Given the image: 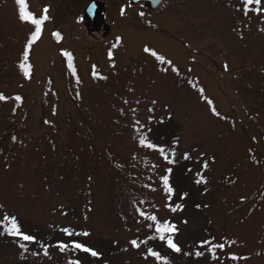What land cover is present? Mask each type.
Masks as SVG:
<instances>
[{"label": "rangeland", "instance_id": "1", "mask_svg": "<svg viewBox=\"0 0 264 264\" xmlns=\"http://www.w3.org/2000/svg\"><path fill=\"white\" fill-rule=\"evenodd\" d=\"M89 1L26 0L37 18L45 7L50 17L29 52L28 79L19 64L34 26L18 20L15 0H0V93L10 97L0 101V220L14 215L22 231L44 244L78 240L100 257L55 247L45 257L28 244L20 259L15 238L4 235L0 264H156L144 259L148 247L170 264H264V108L252 110L253 99H264L255 90L259 75L264 90V16L243 17L238 0H164L150 10L129 0H97L109 29L91 36L80 20ZM62 51L72 54L76 76ZM151 51L171 63H160ZM250 63L258 67L247 68ZM93 65L107 79H93ZM16 95L22 102L11 99ZM133 119L151 142L169 154L175 150L174 164L137 146ZM165 168L172 169L176 192L170 200L159 179ZM197 173L206 184H195ZM182 193H188L184 200ZM166 204H182L183 211L173 213ZM138 209L177 225L180 254L159 240L131 247V239L153 234ZM64 227L91 235L68 237ZM209 237L236 244L217 249L219 260L203 249L199 258L183 255ZM231 254L248 259L232 261Z\"/></svg>", "mask_w": 264, "mask_h": 264}, {"label": "snow or ice", "instance_id": "2", "mask_svg": "<svg viewBox=\"0 0 264 264\" xmlns=\"http://www.w3.org/2000/svg\"><path fill=\"white\" fill-rule=\"evenodd\" d=\"M158 2V0H157ZM15 3L18 5V20L21 23H26L34 26V31L30 33V35L26 39V43L24 45L23 49V60L19 64V68L22 71L23 75L25 78L30 79L31 78V65L27 63L29 59V52L32 49L33 45L41 38L42 32H43V26L46 21L49 20V9L45 7L43 9V15H41L39 18H37L33 13L28 11V5L26 3V0H15ZM239 7H236V11L241 13L243 17L248 18L249 14L251 13L254 16L260 17L264 16V0H238ZM123 14V11L122 13ZM261 32H264V28L259 29ZM57 42L60 41L61 36L60 33L54 32L52 34ZM241 38H243L241 36ZM120 42V38H117V44ZM117 45L113 44L112 47L115 48ZM144 52H150V49L148 47L144 48ZM61 55L64 57H67L68 60V68L71 70L72 75L76 76V68L72 64V54L66 51H62ZM151 55L156 58L157 61H159L162 64H170V61H166L163 56H159L156 54V52L151 51ZM108 57L111 60L113 58V53L110 50L108 53ZM114 67V65H113ZM225 71L228 70V65H224ZM173 72L178 73V69L172 68L171 69ZM92 76L93 79L100 78V79H107V77L99 76L98 73L96 72V66H92ZM77 84L80 83L79 78L77 77L76 80ZM191 83V81H189ZM199 92L201 93V96H203L204 89H199ZM77 96H79V93H77ZM10 99V97L5 96L3 93H0V101H7ZM11 99H14L17 102H22V97L20 95H16L15 97H11ZM125 104L128 103L127 100L124 101ZM139 103V101H137ZM153 104L156 103L155 100L152 101ZM206 103L211 106L212 101L211 100H206ZM133 116H135V113L137 109L133 108L131 109ZM153 111V109H149V112ZM212 115L219 117L220 113H218L214 107L211 108ZM120 114L124 115V109H120ZM224 119H227L226 117ZM46 123H48L46 121ZM149 123H151V117L149 118ZM132 130L134 133H136V136L134 137L137 142V146L139 148H144V149H149L154 152H157L160 154V156L163 158V160L167 164H174L176 161L174 159L175 156V150L173 149L171 153L169 154L166 152L165 147L155 144L151 142L148 139L147 133L144 132V125L141 124L139 119H133L132 121ZM148 131L150 132L151 129L149 128ZM15 141V137L12 138ZM255 139V138H253ZM178 143V141H177ZM171 156V158H170ZM184 159H190V154L185 153L184 154ZM135 159V157H133ZM256 163H259V161H255ZM153 169L157 167V165L153 164L151 165ZM202 169L205 171L209 167L208 161H204L201 164ZM190 171V170H189ZM172 172L171 168H165L164 174L160 176V181L162 184V190L165 193V198L170 200L175 194V189L170 183V174ZM198 178L195 179V184H206L207 179L202 175V173H197ZM91 179V178H89ZM145 187H150V185H145ZM152 191H155L156 189L152 188ZM188 196V193H182L180 196L181 200L186 199ZM243 202V198L242 201ZM141 204L144 203V201L140 202ZM3 205H0V208H2ZM165 207H168L169 210L173 213L177 211H183V205L182 204H176L174 207H172L170 204H166ZM197 208L200 207V205H196ZM139 215L143 217L147 221H151L147 225V227L152 230V235L147 236L146 239L144 240H138V239H131L128 241V243L131 245L132 248L135 249H140L141 245H147L150 240H159L163 242L164 247L167 249H170L172 252L180 254L182 252V249L178 243L175 242V236L178 234L179 229L177 228V225L175 223H172L170 220H159L158 217L155 214H146L144 211L139 210ZM6 222V223H5ZM186 224L187 221H184ZM60 231L68 236V237H73V236H83V237H88L91 234L87 231L83 232H76L75 230H70L67 227L61 228ZM11 236L14 237L17 243L18 248L21 250L20 253V259H24V253L28 252V244H37L40 249L43 250V255L45 257H49V247H55L59 250V252L64 253L66 251H79L83 253L89 254L91 257L99 258L100 253L94 250L93 248L89 247L86 243H83L78 240H72L70 243H65L63 241L58 242L55 245H47L42 243L41 241L37 240V237L29 234L27 232H24L21 230V226L19 225L17 218L13 216H9L5 214L0 220V236ZM22 241V242H21ZM236 241L232 240L230 242L227 241L225 238V242H215V237H209L205 239H201L198 244H197V249L194 253L192 252H183V255L185 256H190V255H195L196 257H202L204 256L205 252L201 251L200 249H203L207 251L208 253L211 254L212 259L214 260H219L220 257L216 255L217 249H219L221 252L224 251L226 245L227 246H232L235 245ZM127 251V249H125ZM33 256L38 255V252H32L31 253ZM149 257H152L156 264H170L169 259L167 256H162L160 252L154 251L151 247H148L145 254H144V259L148 260ZM229 259L232 261H237L241 259H248V257L244 256H237L235 254H231L229 256ZM68 264H80L79 259L72 260L70 259L68 261Z\"/></svg>", "mask_w": 264, "mask_h": 264}, {"label": "water", "instance_id": "3", "mask_svg": "<svg viewBox=\"0 0 264 264\" xmlns=\"http://www.w3.org/2000/svg\"><path fill=\"white\" fill-rule=\"evenodd\" d=\"M141 2L144 3L149 9H154L158 7L163 2V0H158V2L157 0H130L131 4ZM103 11L104 4L96 0L91 1L83 10L82 16L84 23L91 29V31L99 32L101 26H103L104 29H107V23L105 22Z\"/></svg>", "mask_w": 264, "mask_h": 264}, {"label": "trees", "instance_id": "4", "mask_svg": "<svg viewBox=\"0 0 264 264\" xmlns=\"http://www.w3.org/2000/svg\"><path fill=\"white\" fill-rule=\"evenodd\" d=\"M251 67L253 69V68H257L258 66L256 64H253V63H250V64L247 65V68H251ZM260 77H261V81H260L261 86L259 84H256V86L255 85L254 86H255V90H257V93L258 94H264L263 82H262L263 75H259V78ZM247 89H248L247 86L244 85V84H242L241 86H239V91L240 92H245ZM244 101L245 102H248L249 100H244ZM253 103H255V105L256 104L259 105V106L256 105V107H253L252 108L253 111H257L258 112L260 107H262V110H263V108H264V99H253ZM237 116L239 118L240 114L237 113ZM228 119H230V118H228ZM231 120L235 121V119H231ZM3 131H4V134L2 133ZM3 131H1L2 139H6L8 137V132H6V129H4ZM255 151L257 152L258 150H255Z\"/></svg>", "mask_w": 264, "mask_h": 264}]
</instances>
